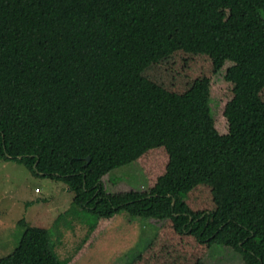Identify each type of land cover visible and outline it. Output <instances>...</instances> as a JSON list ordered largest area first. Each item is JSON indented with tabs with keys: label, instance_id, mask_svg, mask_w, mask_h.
<instances>
[{
	"label": "trees",
	"instance_id": "trees-1",
	"mask_svg": "<svg viewBox=\"0 0 264 264\" xmlns=\"http://www.w3.org/2000/svg\"><path fill=\"white\" fill-rule=\"evenodd\" d=\"M0 160L97 217L66 261L22 218L0 264H72L123 211L163 220L130 264H264V0H0ZM132 161L148 188L106 191Z\"/></svg>",
	"mask_w": 264,
	"mask_h": 264
},
{
	"label": "rangeland",
	"instance_id": "rangeland-1",
	"mask_svg": "<svg viewBox=\"0 0 264 264\" xmlns=\"http://www.w3.org/2000/svg\"><path fill=\"white\" fill-rule=\"evenodd\" d=\"M209 107L215 114L218 99ZM106 191L146 190L148 178L132 161L102 177ZM73 191L59 178L33 174L23 163L0 160V257L18 244L24 225L45 226L57 257L66 261L95 224L96 214L73 203ZM100 233L84 255L72 264H130L152 239L163 220L130 216L123 211ZM204 264H244L232 247L213 244Z\"/></svg>",
	"mask_w": 264,
	"mask_h": 264
},
{
	"label": "water",
	"instance_id": "water-1",
	"mask_svg": "<svg viewBox=\"0 0 264 264\" xmlns=\"http://www.w3.org/2000/svg\"><path fill=\"white\" fill-rule=\"evenodd\" d=\"M87 159L89 160V156H87Z\"/></svg>",
	"mask_w": 264,
	"mask_h": 264
},
{
	"label": "clouds",
	"instance_id": "clouds-1",
	"mask_svg": "<svg viewBox=\"0 0 264 264\" xmlns=\"http://www.w3.org/2000/svg\"><path fill=\"white\" fill-rule=\"evenodd\" d=\"M13 250V249H12Z\"/></svg>",
	"mask_w": 264,
	"mask_h": 264
}]
</instances>
